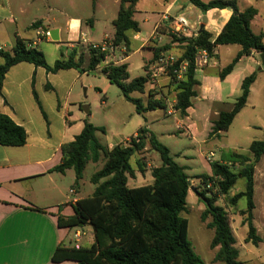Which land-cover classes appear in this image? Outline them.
I'll return each mask as SVG.
<instances>
[{
    "label": "trees",
    "instance_id": "trees-1",
    "mask_svg": "<svg viewBox=\"0 0 264 264\" xmlns=\"http://www.w3.org/2000/svg\"><path fill=\"white\" fill-rule=\"evenodd\" d=\"M139 1L120 0L118 15L113 21L115 34L111 40L112 45L124 47L127 53L130 52V35L141 32L139 23L134 19ZM189 1L202 13L212 9H227L231 11V17L216 37L205 29L198 33L197 37L171 34L173 43L182 45L180 59L190 63L185 80L175 88L174 109L182 117L187 116L192 99L198 95L197 88L200 83L196 78L194 60L199 51L206 50L212 54L217 46H241L242 50L220 72L221 80L232 73L242 57H249L252 53L259 56L264 54V35L255 34L251 28V23L258 14L256 8L250 6L240 10L236 0ZM91 22L92 20H89L87 23ZM42 25L43 21L39 20L33 27ZM162 51V48L157 49L153 58L144 65L146 73L143 77L130 82L127 64L109 65L102 69L109 82L121 90L124 98L135 106L139 115L156 109H167L166 102L155 99L154 95H150L146 106L141 98L133 96L135 93H146L149 67ZM78 54V50H72L67 59L61 58L49 65L43 52L29 47L27 42L18 38L11 51H0V94L7 73L20 63H30L53 74L69 69L90 72L96 70L106 56L105 53L90 50L88 67L82 69L84 58ZM256 78L257 73L254 72L243 80L241 95L230 111L219 114L213 123L211 137L220 138L221 133L229 130L236 116L246 106ZM34 95L38 101L36 93ZM82 108L89 113V107L82 105ZM98 132L105 133V129L85 120L81 133L72 142L62 145V162L54 169L62 174L72 169L76 176L75 187H78L87 165L103 160V167L91 177V183L95 185L93 194L73 205L74 215L58 218L59 228L91 226L94 243L91 247L59 245L52 261H72L76 264H204L194 253L188 240L189 221L182 217V214L187 212V198L192 187L185 168L174 160L170 150L146 127L140 128L137 135L129 138L126 143L118 144L112 149L100 142ZM26 142L25 129L9 116L0 114V144L6 147H23ZM148 145L157 151L161 158V166L151 170L154 183L129 188V177L134 178L136 173L131 159L146 151ZM263 156L264 141H254L248 153L233 151L224 154L221 161L211 164V175L199 176L204 185L208 182L215 183L218 193L222 196L229 195L240 179L245 181V190L235 194L231 203L236 204L241 199H246V209L241 211V216L245 217L242 223L248 226L246 242H252L254 245L261 241L253 224L254 175L255 168ZM138 165L139 172H144L142 165ZM195 189L205 204L202 219L210 217L212 220L210 227L214 230V236L210 247L216 249L214 261L241 264L240 251L236 246L237 240L228 213L216 205L217 196L210 197L207 192Z\"/></svg>",
    "mask_w": 264,
    "mask_h": 264
},
{
    "label": "crops",
    "instance_id": "crops-1",
    "mask_svg": "<svg viewBox=\"0 0 264 264\" xmlns=\"http://www.w3.org/2000/svg\"><path fill=\"white\" fill-rule=\"evenodd\" d=\"M81 1L88 6L92 3V11L89 14H98L99 7L94 0ZM236 1L240 10L250 6L258 10V14L251 23V28L254 33L255 28L259 31L255 34L264 35V23L261 22L264 20L258 5H253V0ZM69 6L75 7L73 3ZM137 13H145L148 18L152 13H157L159 17L154 30L158 29L161 34L159 42L162 43L160 45L155 43L158 40L151 42V38L140 41V33L130 35V50L132 41L140 44L135 52L151 50L152 56L146 61L152 59L153 53L161 48L168 49L167 51L177 55L182 54V45L173 43L171 38L173 22L178 17H184L191 27L189 32L183 34L188 38L192 37L194 32L198 33L204 17L207 18L204 29L212 33L214 37L220 34L231 17V11L227 9H212L207 13H202L189 0H140L136 7L135 20ZM117 15L118 12L116 18ZM83 19L79 16L68 15L65 3L60 0H0V47L5 51H11L18 38L27 44H32L37 38L38 29L49 32L57 29L59 41L55 42L51 38H45L35 48L45 53L44 49H39L40 44L43 41L54 43L57 47L54 63L61 58L67 59L72 50L80 48L78 56L83 55L82 69H86L90 62V49L82 42L83 36L90 43H101L105 40H112V38L104 37L98 41L89 40L83 30ZM115 19H112V22ZM39 20L43 21L42 27H33L34 23ZM88 25L94 34L98 23L92 19ZM149 44L152 46H148ZM233 46L237 47L234 59L242 50L241 46H217L213 50L215 62L203 70H198L202 76H198V71H196V78L200 83L197 93L202 88L203 82L209 84V87L203 86L207 92L212 88H215L216 91L212 90L211 94L208 93L209 98L207 96L197 97V95L195 98H200L202 104L196 107L197 104L195 105L192 101V106L187 110V116L184 118L192 120L195 114H200L212 127L219 114L230 111L236 99L241 95L242 82L248 75L241 77L236 83H232L230 77L235 73L237 67L241 65L240 67H244L247 72L251 70L252 75L254 73L253 66L259 68L262 66L260 56L252 53L249 57H242L232 73L221 80L219 77L221 71L220 50L223 47ZM120 47L116 50V53L120 52L119 56L116 55V59L123 58L121 64H127L129 71L128 60L131 53H127L124 47H122L123 49ZM82 49L86 51L84 52ZM127 54L129 55L127 56ZM54 63L48 64L53 65ZM242 64L244 65L242 66ZM216 69H218L219 76L214 77L212 72ZM90 72L69 69L53 74L48 73L42 67H36L30 63H20L12 67L5 77L0 94V114L9 116L17 125L25 129L27 142L23 147H6L0 144V264H76L72 261L53 262L52 257L57 247L59 245L91 247L94 243L91 226L73 229L59 228L58 218L74 215L73 205L91 195L81 196V185L74 186L73 182L76 180V176L75 172L72 174V169L67 170L64 174L54 170L62 162V145L72 142L83 130L85 120L89 121L91 116L90 111L88 113L82 108L85 103L82 94L76 93V89L78 87L81 89L83 86H87L85 90L89 91L90 85H86L84 80ZM256 81L251 86L249 98ZM47 86L50 87L47 88ZM35 93L38 101L35 98ZM154 94L155 92L150 93V88H147L146 93L142 94L144 99H141L143 103L145 102V106L149 102L150 95ZM231 97L234 98V101L228 103ZM205 102H207L206 105ZM156 110L163 111L164 115L167 113L165 111H168L167 109ZM154 113L155 110L148 111L144 116L147 118L148 115ZM49 116L53 117L54 125ZM154 117L155 121H158L160 116L156 114ZM145 127L151 132L148 125ZM136 135L137 133L134 136ZM128 139H121L109 148L112 149L118 144L125 143ZM146 150H148V146ZM260 162L261 160L255 168L254 175L253 224L257 236L262 241L264 214L260 215L261 210L256 202L258 187L263 188V184L260 183L263 180L256 177ZM244 190L245 184L242 191L237 193ZM240 221L242 222V218ZM74 229H76L75 241L70 237ZM86 229L89 230L86 231ZM89 232L92 233L93 240H89L85 246L81 245L83 237ZM77 234H82L79 239L76 237Z\"/></svg>",
    "mask_w": 264,
    "mask_h": 264
},
{
    "label": "rangeland",
    "instance_id": "rangeland-1",
    "mask_svg": "<svg viewBox=\"0 0 264 264\" xmlns=\"http://www.w3.org/2000/svg\"><path fill=\"white\" fill-rule=\"evenodd\" d=\"M94 1L99 7L98 14L96 15L89 14L92 11V3L88 6V4L81 0H60V2L65 3L68 15L84 18L83 30L89 40L98 41L104 37L113 38L114 26L112 19L116 18V14L119 10V0ZM71 3L75 5L74 8L69 6ZM253 5H258L264 20V0H253ZM86 19H93L94 22L98 23L94 34H92V28L87 23L89 20ZM136 20L139 22L141 28L140 41L152 38L155 25L159 20L158 14L152 13L148 18L145 13H137ZM261 22L264 23V21ZM258 32L259 31L255 28V33ZM165 39L167 40V38ZM155 43L160 45L162 42L155 41ZM150 44L148 46H152ZM139 45V42L132 41V48L129 52V54L131 53V57L128 60L130 81L143 77L146 73L144 71V65L151 60L146 61L152 56L151 50L146 49L144 51L135 52ZM56 48L54 43L45 41L39 46V49L45 50L46 54L43 53L47 62L50 64L54 63L56 59ZM120 48L123 49L122 47ZM235 48L237 47L221 48V71L232 62L234 52L236 51ZM79 49L78 53L80 52ZM82 51L85 52L86 50L82 49ZM119 54L120 52L116 53L117 56H119ZM104 65V63L100 64L96 70L91 71L88 76L85 77V84L88 86L90 85L89 91L85 90L87 86H83L81 89L78 87L76 89V93L82 94V98L85 102L84 106L89 107L91 112L89 122L94 126L105 129V133H97L100 142L108 147L112 146L121 139L133 137L140 128L148 125L158 141L170 150L174 160L185 168L190 178L191 185L194 187V190H190L187 198V212L182 214V217L189 221L188 240L192 245L194 253L204 264H223L214 261L216 249L213 250L210 247L214 236V230L210 227L212 220L210 217L204 220L202 219V215L205 212V204L197 195L195 189L197 188L199 192H207L210 197L217 196L216 205L224 208L228 213L230 224L237 240L236 246L240 251L239 261L241 264H264V235L263 240L258 245H254L252 242H246L248 237V226L243 225L242 222L245 217L241 216V211L246 209V199H241L236 204L231 203V199L234 196L233 194L242 191L245 181L240 179L229 195L222 196L216 189H207V186L204 185L199 178V176L211 175V164L221 161L224 154L233 151L246 154L249 152V147L252 142L264 141V66H261V71H259V67L253 66V72L257 73V81L253 87L251 96L244 109L234 119L229 130L223 132L220 138H217L210 136L212 130L211 124L200 114H195L192 120L181 117L180 113L176 110L174 113L177 112V114L173 115H169L168 113L164 115L163 111L155 110V113L148 115L147 118L144 115L137 114L135 106L128 102L124 98L121 90L117 86L111 84L102 73ZM243 65L244 64H242V66ZM240 66L237 67L234 71L235 73L230 77L232 83H236L241 77H246L245 75H251V70L247 72L244 67ZM197 75L202 76L199 71ZM217 75L219 76L218 69L212 72V76L217 77ZM164 82L166 83V81ZM202 85H207L209 87V84H205L204 82ZM203 86L199 89L197 97L207 96V98H209L210 95H208V93L211 94L212 90L216 91L215 88H212L207 92ZM149 87L150 86L147 85L146 90ZM152 91L155 92V90ZM134 96L144 99L142 94H135ZM173 97V94H170V98L172 99ZM233 99L234 98L231 97L228 103L233 102ZM192 101L195 105L197 104L196 107L202 104L200 103V98H193ZM206 104L207 102H205V105ZM170 108L167 107V110H171ZM156 114L160 116L158 121H155L156 119L154 116ZM49 118L54 125L55 122L53 117L49 116ZM138 163L142 165L144 172H139L140 166ZM260 163L256 171V177L259 180H263L260 181V183L263 184V188L258 187L256 202L261 210L260 215H263L264 156ZM131 164L136 173L134 178L129 177L128 186L129 188H137L152 185L154 183L151 170L154 167L161 166V158L159 153L152 150L148 145V150L132 157ZM102 167L103 160L99 163L90 162L87 165L83 179L80 181L82 197L92 195L95 191V185L91 183V177ZM72 174H74V171H72ZM73 183L75 186V180ZM241 218L242 222L240 221ZM87 230L89 229H86V231ZM75 231L76 229H74L70 235L73 241H75ZM89 240H93L92 233L90 232L83 237L81 245H87Z\"/></svg>",
    "mask_w": 264,
    "mask_h": 264
},
{
    "label": "built area",
    "instance_id": "built-area-1",
    "mask_svg": "<svg viewBox=\"0 0 264 264\" xmlns=\"http://www.w3.org/2000/svg\"><path fill=\"white\" fill-rule=\"evenodd\" d=\"M190 30L191 27L189 26L187 20L184 17H178L173 22L171 34L184 36L183 34L189 32ZM160 35L161 34L158 29H155L151 38V42L155 40L159 41ZM197 35L198 33L194 32L192 37H197ZM45 38H50L49 31L38 29L35 42L32 44H28V46L31 48H35V46ZM82 42L84 44H87L90 50H95L99 53H105L106 56L103 63L106 66L122 65L121 63L123 62V58L116 59V50L118 47H114L111 40H105L101 43H90L85 38V36H83ZM1 50H3V48L0 47V51ZM214 56V51L212 52V54L206 50L199 51L194 60L196 71L203 70L206 67L210 66L213 62H215ZM180 58L181 55L163 50L162 53L157 57V59L153 61V63L149 67V82L147 85L150 86V93H153L152 90H155L154 97H158L157 100L165 101L167 107H171V110L167 112L169 115H173L175 112V88L185 80L190 64L187 60L182 61ZM164 81H166V84L162 85ZM170 94H173L174 96L172 99L170 98ZM206 186L207 189L213 188L214 190L216 189L218 191V187L213 182H208ZM80 236L81 234H77V239H79Z\"/></svg>",
    "mask_w": 264,
    "mask_h": 264
},
{
    "label": "water",
    "instance_id": "water-1",
    "mask_svg": "<svg viewBox=\"0 0 264 264\" xmlns=\"http://www.w3.org/2000/svg\"><path fill=\"white\" fill-rule=\"evenodd\" d=\"M207 23V18L204 17L203 18V24L200 26V29L198 31V33H201L203 30H204V27H205V24ZM58 30L57 29H54V30H51L49 33H50V38L52 41H59V35H58ZM260 59H261V65L264 66V54L260 55ZM262 67L260 66L259 70H261ZM190 190H194V187H191Z\"/></svg>",
    "mask_w": 264,
    "mask_h": 264
}]
</instances>
